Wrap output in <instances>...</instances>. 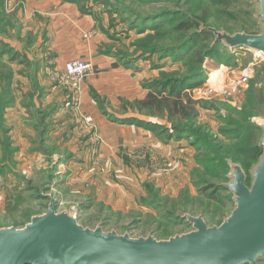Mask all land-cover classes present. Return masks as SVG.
I'll return each mask as SVG.
<instances>
[{
    "label": "rangeland",
    "instance_id": "rangeland-1",
    "mask_svg": "<svg viewBox=\"0 0 264 264\" xmlns=\"http://www.w3.org/2000/svg\"><path fill=\"white\" fill-rule=\"evenodd\" d=\"M94 1L100 2L91 5L90 16L94 20L95 30L102 36L101 43L105 44L104 49L109 48L111 52L118 50L125 55L136 54L133 43L141 37L137 32L139 28L132 25H144L146 34L147 25L156 23L140 22L136 14L154 15L152 13L162 9L188 11L191 7L201 8L202 11L204 8L202 3L212 5L210 0ZM254 11L253 0H226L218 2L211 11L209 10L211 18L208 22L221 30L258 34L262 30V24L251 16ZM10 21L14 24L15 35L21 22L14 20L12 15ZM9 31L10 34L11 29ZM8 35H0V39L8 38ZM222 47L219 45L212 53L204 56L201 64L203 70L201 84L189 89L190 93L193 89H199L195 93V96H198V93L204 90L208 79L211 81L227 79L238 74L253 60L252 52L236 48L230 52L229 48L225 50ZM33 50V46L31 50L25 49L28 56H31ZM157 56L158 54L149 59L141 58L129 65L132 70H144L146 77L140 84L158 78L160 71L178 67L171 56L162 59ZM120 59L121 64L128 60L124 57ZM24 66L26 70L23 71L31 70L33 75L37 71L34 70L36 64L33 67L27 64ZM22 67L13 69L15 75ZM62 67H52L48 64L41 66L37 72L38 80L41 83L45 80L44 85L47 88L53 87L56 93L48 98L44 97L43 102L44 104L54 102L55 111L62 112L58 114L61 121L63 120L61 131L65 132L61 134L59 131L55 134L56 126H47L44 143L39 141V134L36 132L33 135H29L32 132L28 131L18 133L20 142L17 141V136L14 140L8 132L10 141L17 151L14 155V164H10L11 170L5 168L0 171V228L23 227L33 215L42 214L47 210L50 199L55 200L57 212L76 214L79 224L83 227L93 229L99 224L105 232L115 231L133 238L153 236L156 239H166L169 236L190 232L193 227L181 219L182 215H203L207 226H216L229 216L234 208L230 192L215 189L217 184L225 183L223 178L226 175L223 177V174L227 173L228 168L225 166L222 168L214 163L208 166L198 165L196 158L202 157L203 152H198L191 144V139L185 136L173 137L166 142L156 136L162 143L171 140L174 143L173 146L158 148L157 151L149 150V147L130 150L127 145L115 147L105 143L93 119L89 123L86 122L85 117L88 116L80 108L81 85L93 73L77 85L78 87L66 83L65 80L52 82L50 77L53 70ZM254 67L250 82L236 95L225 97V100L197 99L200 103L196 105L198 111L196 124L203 125L204 130L213 137L222 139L227 135L226 132L225 134L222 132L224 129L225 131L234 129V126L227 124L225 119L239 120L242 118L241 115L248 114L247 119L249 121L252 117L251 122L255 116L264 117L262 58L258 57ZM24 78L19 76L13 79L16 91L14 104L19 103L21 107V100L25 105L29 103L25 98L26 94H21L25 87L22 81H27L26 84L30 81ZM140 88L144 89L141 85ZM100 98L108 111L115 110L118 117L126 115L118 112L123 111L121 99L120 109H114L105 97ZM35 101L36 105L40 104ZM133 101L127 100V103ZM34 111L31 110L28 115L25 107L18 112L16 108H7L4 113V126L9 129L10 125L12 130L19 129L18 124L20 126L28 124L22 118L27 119L32 125L34 121H39L37 116L30 117ZM127 111L134 114L130 108ZM250 130L251 143L258 142L263 130L254 127ZM202 147L207 146L202 144ZM115 148L117 151L114 155L105 154ZM201 180L215 187L209 189L208 185L204 188L205 184H202ZM154 192L158 197H154ZM150 199L156 203L149 205L147 201ZM258 264H264V260L258 261Z\"/></svg>",
    "mask_w": 264,
    "mask_h": 264
},
{
    "label": "trees",
    "instance_id": "trees-1",
    "mask_svg": "<svg viewBox=\"0 0 264 264\" xmlns=\"http://www.w3.org/2000/svg\"><path fill=\"white\" fill-rule=\"evenodd\" d=\"M64 1L77 4L82 13L89 15H91V5L100 2L94 0ZM210 1L212 5L202 3L204 5L202 6V8L204 7L202 11H200L201 8L191 7L188 11L162 9L157 13H152L154 15L141 16L140 14H136L135 16L140 22L154 21L156 23L147 25L146 28H148V33L146 34H144L146 31L143 27L144 25H132V27L139 28L137 32L141 35V37L136 39L133 43L134 50L136 51L135 55H125L118 50L116 52H111L109 48L104 49L103 45L105 44L103 43L99 48V53L101 54L119 59L123 57L127 58L128 60L122 62L126 67H129L132 61L146 57L149 59L156 54H158L157 57H159V59L171 56L173 58L172 61L178 65L176 69L160 71L158 78L154 80L144 81L141 86L147 90V93L143 98L136 99L130 103H127V101L123 102L122 108L124 111L130 108L137 115L146 118H141L136 115L117 117L114 114H110L107 109L104 108L103 100L100 98L99 94L91 90V95L100 112L106 115L109 121L141 127L153 132L164 142L173 137L181 138V136L191 139V144L198 152H203L204 155L196 158L198 165L208 166L214 163L217 166H222V168L224 166L228 168L227 173L223 174V177L226 176L224 178L222 177L225 183L217 184L215 187L213 184L201 180V183L205 184L204 188L209 185V189L215 187L216 190L223 189L230 192L225 184L231 179L229 176L231 164L241 167L245 174V184L250 186L251 170L258 163L262 154L260 140L263 136V132L258 142L251 143L250 128L254 127L261 130L262 128L255 122H250V118L252 117H250L248 121V114L241 115L242 118L239 120H233L231 118L225 119L227 124L234 126L235 130L230 129L225 131L226 129H224L222 132L224 134L226 132L227 135L222 139L213 137L207 130H204L203 125L196 124L198 115L196 105H198L200 101L194 99L188 91L201 84L203 75L201 64L204 60V56L208 53H212L219 45L223 46V49H227L222 41H215L216 32H226L230 35L237 33V31L218 29L208 22L211 18L209 10L211 11L218 2L220 3L226 0ZM185 2H189V0ZM253 2L255 11L251 16L258 21L256 16V2L255 0H253ZM198 10L200 12L195 13L198 12ZM9 17L11 18V14L6 12V0H0V35H8L10 32L9 29H13L14 24L10 21ZM17 30L19 32V29ZM241 32L248 33L246 31ZM31 42L32 39L27 37L26 44L29 45ZM15 62L19 64L26 63V55L0 39V171L5 168H7L8 171L11 170L10 164H14V155L17 151V148L12 144L8 136L9 129L4 126V113L16 100L13 86L15 73L11 67V64ZM31 80L32 88L25 93V98L29 103L25 105L23 104V100L20 102L21 105L26 108L28 115L31 110H35L33 114H30V117L34 118L37 116L39 117V121H34L32 125L36 134H39V141L44 143V141H46V127L50 125L49 119L55 112V106L50 105L42 107L41 104L36 105L35 100L40 103L43 90L35 79L32 78ZM234 141L237 143H233ZM202 144H205L207 147L201 148ZM154 194V197H158L157 193L154 192ZM230 194L233 197L231 192ZM232 197L231 201L233 202ZM147 203L149 205H154L156 202L150 199ZM200 216L202 217L203 215ZM181 219L190 224L185 215H182ZM262 259L264 260V257L259 259V261Z\"/></svg>",
    "mask_w": 264,
    "mask_h": 264
},
{
    "label": "water",
    "instance_id": "water-1",
    "mask_svg": "<svg viewBox=\"0 0 264 264\" xmlns=\"http://www.w3.org/2000/svg\"><path fill=\"white\" fill-rule=\"evenodd\" d=\"M255 2L260 33L216 32L215 41L229 49L255 50L264 64V0ZM253 122L263 130L262 154L251 170L250 186L241 167L231 164V181L225 185L234 208L219 225L186 215L190 232L167 239L133 238L105 232L99 224L83 227L76 214L57 212L50 199L47 210L23 227L0 228V264H258L264 257V117Z\"/></svg>",
    "mask_w": 264,
    "mask_h": 264
},
{
    "label": "crops",
    "instance_id": "crops-1",
    "mask_svg": "<svg viewBox=\"0 0 264 264\" xmlns=\"http://www.w3.org/2000/svg\"><path fill=\"white\" fill-rule=\"evenodd\" d=\"M6 12L11 14L14 20L21 22L22 27L18 25L17 29H19V32L17 29L15 31L17 35H14L13 29H11L8 38L2 40L17 51L26 55L27 62L24 64H27L29 67L30 65L33 67L34 64H36L34 70L37 71L41 69V66H46L48 64L52 65V67H62L67 61L73 59H82L92 64L93 74L91 73L92 75L90 74L91 76L81 85L80 108L87 116L93 119L105 143L115 147L120 145L124 147L127 145L130 150L149 147V150L157 151L158 148L173 146L174 143L171 142L172 140L168 143H162L153 132L135 125L109 121L107 116L100 112L91 95V90L95 91L101 97H105L110 104H112L111 108L118 109L121 105V100L123 102L127 100L132 101L141 99L146 95L147 91L140 88V81L146 77V74L142 69L132 70L122 65L119 60L113 56L99 53V48L102 44V36L95 30L93 18H91L89 14L82 13L77 4L64 0H6ZM26 30H28L27 33ZM27 37L32 39L29 45L26 44ZM32 46L34 52L31 53V56H28L25 49L31 50ZM24 64L16 62L11 64L13 69L23 66L22 70L17 75L14 74V78L23 76V78L25 77L24 79L28 81L29 79L32 81V78L35 79L43 90L40 101L41 106L46 107L45 104L47 106L55 104L51 101L45 104L43 102L44 97L48 98L51 94H56L53 87L47 88V86L44 85L46 82L45 80H43L44 83L38 80L39 72L36 71L33 75L31 70L30 72L23 71L26 70L24 69ZM30 81L27 84V81H22L25 87L21 94H25L27 91L31 90L32 83ZM16 83L18 84L17 81ZM13 108H16L17 112L24 109L19 103L13 104L8 109ZM121 110H123L122 107ZM123 111L120 112L118 110L120 114H126L121 117L131 115L143 117L136 113H128L130 111ZM58 112L59 110L57 112L55 111L49 119L50 126H56L54 131L55 134L63 129V120L61 121L59 118V114L62 112L60 111L59 114ZM108 112L118 117V115L115 114V110ZM22 120L28 122V124L24 123L25 125L21 124V126L18 124L19 129L16 128L19 131L17 129L12 130V126L10 127L8 124L11 138L15 140L14 137L17 136L18 142H20L21 139L17 135L18 133L28 131L32 132L29 133V135H33L35 132L33 131V126L29 124L27 119L22 118ZM13 125V128H15L14 123ZM61 132V134H63L65 131ZM68 141L70 142V140ZM183 150H186V148H183ZM116 151L117 149L115 148L112 151L105 152V154L114 155Z\"/></svg>",
    "mask_w": 264,
    "mask_h": 264
},
{
    "label": "built area",
    "instance_id": "built-area-1",
    "mask_svg": "<svg viewBox=\"0 0 264 264\" xmlns=\"http://www.w3.org/2000/svg\"><path fill=\"white\" fill-rule=\"evenodd\" d=\"M234 49H230V52ZM236 49H244L252 52L253 60L246 64L238 74L232 75L227 79L219 81H211L208 79L204 90L202 93L199 92L198 96H195V93L199 89H193L191 93L189 90L188 93H190L194 99L225 100V97L236 95L248 85L254 74L255 61H257L259 56H256L255 50L246 47H238ZM90 73H92V64L90 62L82 59H73L67 61L61 69L53 70V74L50 78L52 82L65 80L66 83H70L75 87L79 85ZM85 121L89 123L92 121V118L90 116L85 117Z\"/></svg>",
    "mask_w": 264,
    "mask_h": 264
}]
</instances>
